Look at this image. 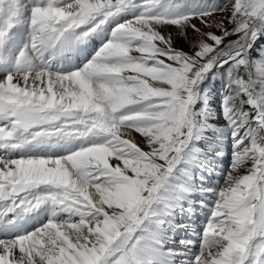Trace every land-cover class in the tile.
<instances>
[{
  "label": "snow or ice",
  "instance_id": "snow-or-ice-1",
  "mask_svg": "<svg viewBox=\"0 0 264 264\" xmlns=\"http://www.w3.org/2000/svg\"><path fill=\"white\" fill-rule=\"evenodd\" d=\"M261 38L264 0H0V264H264Z\"/></svg>",
  "mask_w": 264,
  "mask_h": 264
},
{
  "label": "rangeland",
  "instance_id": "rangeland-1",
  "mask_svg": "<svg viewBox=\"0 0 264 264\" xmlns=\"http://www.w3.org/2000/svg\"><path fill=\"white\" fill-rule=\"evenodd\" d=\"M220 15H223V14H220ZM194 22L197 24L198 27L200 26L198 20L197 21H194ZM229 27H231V26L229 25ZM211 30L213 32H215V34L220 35V32L217 29L212 28ZM169 31H171V32H173V34H175V29L174 28H170ZM191 35H192L191 31H189V36H191ZM235 38H236L235 36H232V37H229L228 39H235ZM177 46L183 48L185 51H187L189 49L188 44L187 43H184L183 41H177ZM261 47H264V38H261L258 41V43L256 45V48L254 49V51L252 53V58L253 59H256V60L261 59V51H260L261 50ZM217 82H218L217 79L214 80V81L213 80H209L208 85H207V87H209L213 91L214 99L218 96L219 92L221 91L217 87ZM213 107L215 109L217 107V105L216 104H213ZM220 122L222 123V120ZM134 138H135V142H137L142 149H144L145 151L148 150L147 147H146V145H145V143H144V141H143V139L138 134H134ZM226 151L228 152V155L223 160V167L225 169H227V166H228V164L230 163V160H231V156L229 157V155L231 154V152H230V141H229L228 147L226 148ZM205 174L207 176L206 177V182H209L211 184L213 182V178L216 176V174L215 173H212L211 176H209V173H207V172H205ZM242 174H243V170H242ZM218 179H219V183L220 184H223V179L222 178H218ZM201 212L203 213V216L205 217V214L207 212V209H204ZM177 219L178 220H181L182 218H179L177 216ZM193 219L195 220V218H193ZM182 222H184V221L182 220ZM196 225L198 227V224H196ZM185 236H186V232H184V231H179V232L176 233V239H177V241L181 237H185ZM197 250H198V244L193 249V251L195 252Z\"/></svg>",
  "mask_w": 264,
  "mask_h": 264
},
{
  "label": "bare ground",
  "instance_id": "bare-ground-1",
  "mask_svg": "<svg viewBox=\"0 0 264 264\" xmlns=\"http://www.w3.org/2000/svg\"><path fill=\"white\" fill-rule=\"evenodd\" d=\"M98 43H99V41L95 42V44H98ZM95 44H94V45H95ZM94 45H93V46H94Z\"/></svg>",
  "mask_w": 264,
  "mask_h": 264
}]
</instances>
